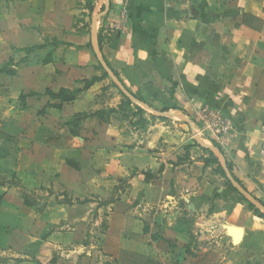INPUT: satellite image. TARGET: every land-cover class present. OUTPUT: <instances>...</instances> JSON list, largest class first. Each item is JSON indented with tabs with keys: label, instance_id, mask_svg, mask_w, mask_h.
<instances>
[{
	"label": "crops",
	"instance_id": "crops-1",
	"mask_svg": "<svg viewBox=\"0 0 264 264\" xmlns=\"http://www.w3.org/2000/svg\"><path fill=\"white\" fill-rule=\"evenodd\" d=\"M95 2H99L100 9L92 5L93 27L84 35L71 33L74 11L66 10L58 0L51 2L49 11L31 21L30 26L37 28L43 37L54 38L65 46L51 47L47 63L25 62L14 76L0 74V95L6 96L5 101L0 100V109L10 100L11 93L19 98L24 92L38 95L32 101L37 112L47 104L55 105L44 92L75 91L82 81L101 77L102 73L95 70V66L101 67V61L111 77L101 67L102 71L117 81L131 103L162 107L167 122L151 126L140 148L119 153V158L135 159V164L126 167L136 173L129 181V197L137 209H146L149 231L144 234L139 230L140 239L129 248L122 238L108 257H113L117 264H199L190 246L194 244L189 229L179 221L183 217L190 220L194 215H205L199 216L194 224L192 234L198 241L226 239L231 244L227 258L206 264H241L235 254L244 250L263 254L264 264V219L249 215L241 204H234L229 212H210L216 194H230L223 178L211 174L214 168L221 169L232 188L235 180L243 193L264 203V155L261 154L264 150V0ZM57 4L63 12L55 9L54 15L51 10ZM244 16L261 22L253 39L243 38L248 32L241 26ZM28 26H17L13 33L7 32L17 38L10 43L12 47H28L36 42ZM235 31L241 40L234 38ZM5 36L6 32L1 41L6 42ZM101 83H95L59 109L46 110L36 121L34 131H26L24 138L40 141L46 147V141L57 129V119L95 110L87 98ZM202 110L218 113L228 123L225 135L210 133L211 139L220 144V157L215 156L217 164L204 165L202 159L206 156L200 146L189 148L187 153L179 147L168 148L162 154L167 162H155L148 154L155 143L160 138L167 139L169 144L174 139L186 140L185 134L176 136V131L182 130L176 120L198 118ZM86 122L96 123L88 119ZM112 128L102 125L97 133L110 134ZM7 162L8 159L0 160V170L12 172L13 164L8 166ZM224 163L228 164V170ZM156 177L159 179L155 184ZM220 179L222 186L216 190L215 182ZM156 226L168 231V237L166 234L152 237V228ZM53 247L51 250L55 251Z\"/></svg>",
	"mask_w": 264,
	"mask_h": 264
},
{
	"label": "rangeland",
	"instance_id": "rangeland-1",
	"mask_svg": "<svg viewBox=\"0 0 264 264\" xmlns=\"http://www.w3.org/2000/svg\"><path fill=\"white\" fill-rule=\"evenodd\" d=\"M56 1L0 0V69L10 58L13 63H9L5 70L15 67L17 70L24 65L20 60L25 55L16 52L14 49L17 48L10 44L17 38L7 33H13L17 26L22 28L29 25L36 39L29 46L41 47V50L31 53L27 62L33 61L39 65L51 56L49 51L54 38L43 37L30 23L46 10L49 11L50 4ZM58 2L66 10L74 11L71 33L84 35L90 32L93 21L90 9L92 5L100 9L99 2ZM55 9L63 12L59 4L51 10H54V15L57 14ZM3 26L6 28L4 31ZM4 32L6 42L1 41ZM83 86L82 82L79 83L77 90ZM24 93L19 98L18 94L11 93L10 100L0 109V160L8 159V166L13 164L14 167L12 172L0 170V264H19L17 261L24 264H117L113 257H108L117 242L123 238V244L129 248L140 239L137 234L139 230L144 234L149 231L148 228L146 230V209H137L136 203L129 197V181L136 173L126 167L132 162L135 164V159L133 161L128 156L119 158V153L140 148L151 126L167 124L163 108L131 103L115 87L114 81L106 76L87 98L95 110L81 114L85 116L84 119L80 116L57 119V129L51 135L50 145L45 147L40 141L24 138L26 131H34L36 121L44 112L34 109L37 106L32 101L38 95ZM43 95L46 96V93ZM5 98L3 94L0 95V100L5 101ZM23 112L25 117L22 116ZM192 118L176 120L182 133L178 130L175 134L177 137L185 134L186 140L178 142L174 139L169 144L167 139L160 138L148 151L155 162H167L162 154L168 148L179 147L187 153L189 148L200 146L206 156L202 159L204 165L217 164L216 154L210 149L221 151L219 142L211 139L210 131L199 118ZM87 119L96 123L86 122ZM102 125L117 129L109 130L110 134L102 131L98 135L97 131ZM110 135L114 137L111 139ZM56 145L63 148L53 147ZM136 164L139 165V161ZM224 165L228 170V164ZM100 168L105 170H98ZM214 169L211 174L222 177L223 183H229L230 180L218 168ZM158 179H154L155 184ZM233 181L237 186L238 183ZM215 183L216 190L221 188V179ZM227 190L230 194H216L210 212H229L234 204H241L249 215L257 218L261 215L264 219V203L261 200L258 202L246 193L245 196L241 195L240 188V191L235 187ZM65 194L73 200H88L90 203L67 206L63 203ZM203 213H206V208ZM194 216L190 220L183 217L179 222L189 229L191 243L194 244L190 246L196 252L195 261L199 264L219 263L222 258H227L231 253V244L226 239L202 238L198 241L192 234L197 218L205 215ZM151 233L152 237L169 235L168 231L157 226L152 228ZM51 245H55V251L51 250ZM236 253V260L241 264H263V254L247 250Z\"/></svg>",
	"mask_w": 264,
	"mask_h": 264
},
{
	"label": "trees",
	"instance_id": "trees-1",
	"mask_svg": "<svg viewBox=\"0 0 264 264\" xmlns=\"http://www.w3.org/2000/svg\"><path fill=\"white\" fill-rule=\"evenodd\" d=\"M241 26H242V28H244L245 31L246 30L248 31V32H245L243 34V38L253 39V35L255 36L260 30L261 22L259 20H257L256 18H254V17L244 16ZM234 38L237 39V40H241V39H239V35H238L237 31H235V33H234ZM101 42H102V39L100 38V34H99V37H98L99 47L102 46ZM51 43H52V45H51L52 48H56L57 46H61V45L65 46L64 43H62V42H60V41H58L56 39H52ZM14 50L16 52H18V53H23L25 55L24 58H22L20 60L21 63L22 62L25 63V62H27L29 60V56L31 55V53L33 54V53H35V51L41 50V47L40 46H29V47L17 48V49H14ZM12 60L13 59L10 58L8 60V63L5 64V67L8 66L9 63H13ZM48 61H49V58L46 60L45 63H47ZM5 67L0 69V74H5L7 76H14L15 75L16 67L12 68V69H7V70L4 69ZM95 70L100 71L102 73V76L101 77H93L90 80L82 81L84 86L80 90L79 89L75 90V91L60 90L57 94H54V93H52L50 91H46L45 93H46V96L49 98V100L55 101L57 104H55V105H48L47 104L43 108V111H44L43 114L49 108L59 109L63 103H67V102H71V101L75 100L76 97L81 92H84V91L88 90L95 83L102 81L103 78L106 77V74L102 71V69H101V67L99 65L95 66ZM31 96H33V95H31ZM138 100H139V102H143L142 99H138ZM79 116L82 117L83 119L85 118V116H82L81 114L74 115L72 118L79 117ZM74 136H76V135H74ZM50 138L51 137H49V139L47 140V144L50 143L49 142ZM53 147L58 148V149L63 148V147L58 146V145L53 146ZM218 169L220 170L221 174L223 175L221 169L220 168H218ZM0 186H2V185L0 184ZM225 186L227 187V189H232L228 182L225 183ZM23 198L24 199L26 198L25 195L23 196ZM63 203L65 205H67V206H72V205H75V204L76 205H85V204L90 203V202L88 200H83V201L73 200V199L69 198L67 194H65ZM25 205L28 206V204H26V202H25ZM258 217L263 219V217L261 215H258ZM17 263H21V261H17Z\"/></svg>",
	"mask_w": 264,
	"mask_h": 264
},
{
	"label": "built area",
	"instance_id": "built-area-1",
	"mask_svg": "<svg viewBox=\"0 0 264 264\" xmlns=\"http://www.w3.org/2000/svg\"><path fill=\"white\" fill-rule=\"evenodd\" d=\"M198 118L206 125L212 136L225 135L229 129L228 123L218 113L202 110L198 113ZM261 154L264 155V150Z\"/></svg>",
	"mask_w": 264,
	"mask_h": 264
},
{
	"label": "water",
	"instance_id": "water-1",
	"mask_svg": "<svg viewBox=\"0 0 264 264\" xmlns=\"http://www.w3.org/2000/svg\"><path fill=\"white\" fill-rule=\"evenodd\" d=\"M100 65H101V67L105 70V72L111 77V75H110L109 72H108V69H107L106 65H105L104 63H102L101 61H100ZM112 80L114 81L115 86H116L117 88H119L120 91H121L124 95H126L128 98H130V97H129L124 91L121 90V87L119 86V84L117 83V81H116L113 77H112ZM130 99H131V98H130ZM210 150H211L213 153H215L216 155H218V156L220 157L218 151H216V150H214V149H210ZM232 184L234 185L235 189H237L238 191H240L239 188L234 184L233 181H232ZM239 193H241V195L245 196V193H243L242 191L239 192Z\"/></svg>",
	"mask_w": 264,
	"mask_h": 264
}]
</instances>
